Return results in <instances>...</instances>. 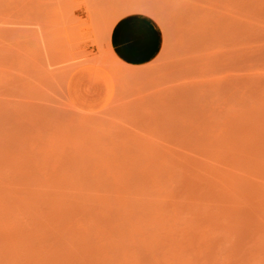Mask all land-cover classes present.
I'll return each mask as SVG.
<instances>
[{
    "label": "rangeland",
    "instance_id": "1",
    "mask_svg": "<svg viewBox=\"0 0 264 264\" xmlns=\"http://www.w3.org/2000/svg\"><path fill=\"white\" fill-rule=\"evenodd\" d=\"M0 264H264V0H0Z\"/></svg>",
    "mask_w": 264,
    "mask_h": 264
},
{
    "label": "crops",
    "instance_id": "2",
    "mask_svg": "<svg viewBox=\"0 0 264 264\" xmlns=\"http://www.w3.org/2000/svg\"><path fill=\"white\" fill-rule=\"evenodd\" d=\"M112 39L117 53L125 60L134 63L150 58L155 49L154 35L146 26L131 21L118 25Z\"/></svg>",
    "mask_w": 264,
    "mask_h": 264
}]
</instances>
